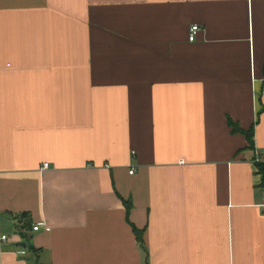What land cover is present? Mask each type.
<instances>
[{
  "label": "crops",
  "instance_id": "obj_1",
  "mask_svg": "<svg viewBox=\"0 0 264 264\" xmlns=\"http://www.w3.org/2000/svg\"><path fill=\"white\" fill-rule=\"evenodd\" d=\"M257 154L264 0H0V264H264Z\"/></svg>",
  "mask_w": 264,
  "mask_h": 264
},
{
  "label": "trees",
  "instance_id": "obj_2",
  "mask_svg": "<svg viewBox=\"0 0 264 264\" xmlns=\"http://www.w3.org/2000/svg\"><path fill=\"white\" fill-rule=\"evenodd\" d=\"M238 129L245 132L248 135L250 142L253 143V129H251L249 131H245L242 128L236 127V130H238ZM255 162H257V164H258L259 170L263 172V179H262L261 184H262V186H264V161L255 160ZM15 218H16V224H17L18 230L21 232L24 239H27V232L32 227L31 217L29 216L28 213H21V214L16 215ZM134 231H135L136 235H138V238L141 240L140 231L135 227H134Z\"/></svg>",
  "mask_w": 264,
  "mask_h": 264
},
{
  "label": "built area",
  "instance_id": "obj_3",
  "mask_svg": "<svg viewBox=\"0 0 264 264\" xmlns=\"http://www.w3.org/2000/svg\"><path fill=\"white\" fill-rule=\"evenodd\" d=\"M200 29V26L198 25V24H193L192 26H191V28H190V31H189V36H188V38H189V40H194V39H196L195 37H196V34H197V32H198V30ZM257 157H256V160H261V156H259L258 154L256 155ZM43 166H48V163L47 162H44V165ZM134 170H135V167L134 168H131L130 169V173H133L134 172ZM262 203H261V205L264 207V196H263V199H262V201H261ZM39 226L36 224V225H34V228L35 229H37ZM0 239H2V240H6V239H8V236L7 235H5V234H2L1 236H0Z\"/></svg>",
  "mask_w": 264,
  "mask_h": 264
},
{
  "label": "water",
  "instance_id": "obj_4",
  "mask_svg": "<svg viewBox=\"0 0 264 264\" xmlns=\"http://www.w3.org/2000/svg\"><path fill=\"white\" fill-rule=\"evenodd\" d=\"M21 244L25 245V244H26V242H25V241H21Z\"/></svg>",
  "mask_w": 264,
  "mask_h": 264
}]
</instances>
